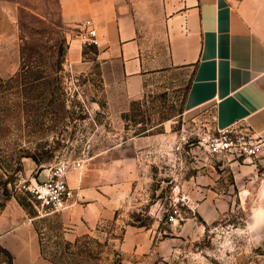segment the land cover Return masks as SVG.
I'll list each match as a JSON object with an SVG mask.
<instances>
[{"label": "rangeland", "instance_id": "374dc122", "mask_svg": "<svg viewBox=\"0 0 264 264\" xmlns=\"http://www.w3.org/2000/svg\"><path fill=\"white\" fill-rule=\"evenodd\" d=\"M232 1L254 10L258 2ZM117 2L131 17L145 62L132 99L120 64L103 65L96 45L81 43V62L69 66L80 29L65 23L59 0H0L17 30L16 44L0 52L3 225L30 223L53 264H123L129 227L176 238L178 254L166 264H264V228H252L264 158L262 149L256 157L244 152V142H259L237 125L223 143L211 107L186 108L193 67L171 65V0ZM263 13L254 19L264 33ZM7 61L17 66L6 68ZM63 159L84 161L89 186L104 189L110 212L72 235L64 212L44 215L27 190ZM0 264H14L1 242Z\"/></svg>", "mask_w": 264, "mask_h": 264}, {"label": "crops", "instance_id": "0c3cea01", "mask_svg": "<svg viewBox=\"0 0 264 264\" xmlns=\"http://www.w3.org/2000/svg\"><path fill=\"white\" fill-rule=\"evenodd\" d=\"M59 2L63 19L72 30L81 31L84 22L92 20L97 28L99 59L103 65L120 64V80L126 86V95L136 98L142 89L145 62L131 17L121 4L117 0ZM171 2L176 5L175 29L170 39L171 65L193 67L186 108L211 107L218 130L243 125L262 145L264 158V33L254 19L264 10V0H258L255 10L247 1ZM14 20L8 6L4 7L0 12V52L16 44ZM82 54L81 41L73 38L69 66L81 62ZM10 62L5 63L6 68L17 66V62ZM88 181L84 167L69 175L68 183L77 193L76 204L64 212L70 224L69 235L94 227L109 216V210L104 208V189L89 186ZM258 194L260 204L252 225L256 231L264 228V178ZM1 220L0 242L13 256L14 264H53L43 257L39 237L30 223L4 226ZM177 241L156 237L151 230L129 227L121 244L123 264H166L178 254Z\"/></svg>", "mask_w": 264, "mask_h": 264}, {"label": "built area", "instance_id": "2783aa9c", "mask_svg": "<svg viewBox=\"0 0 264 264\" xmlns=\"http://www.w3.org/2000/svg\"><path fill=\"white\" fill-rule=\"evenodd\" d=\"M78 38L83 45H97L98 34L97 28L92 20H86L80 31ZM234 128L221 131L223 136L222 142H231L230 135ZM245 139V137H243ZM230 140V142H229ZM246 141V140H244ZM244 152L250 157H256L262 149V145L253 144L250 139L244 142ZM84 167L82 159H63L59 160L54 166H50L43 170L40 177L33 179L27 186L28 192L33 199L40 205L44 215H52L71 209L77 201V193L75 189L70 187L68 178L71 173L77 172ZM45 177V179H41Z\"/></svg>", "mask_w": 264, "mask_h": 264}, {"label": "trees", "instance_id": "16d2710c", "mask_svg": "<svg viewBox=\"0 0 264 264\" xmlns=\"http://www.w3.org/2000/svg\"><path fill=\"white\" fill-rule=\"evenodd\" d=\"M85 45H87V44H85ZM90 46H91V45H90ZM94 47H95V49H96V52H97V50H98V49H97V47H96V46H94ZM134 225H136V224H134ZM141 226H143V225H141Z\"/></svg>", "mask_w": 264, "mask_h": 264}, {"label": "water", "instance_id": "95a60500", "mask_svg": "<svg viewBox=\"0 0 264 264\" xmlns=\"http://www.w3.org/2000/svg\"><path fill=\"white\" fill-rule=\"evenodd\" d=\"M41 179H43V180H44V179H45V177H42Z\"/></svg>", "mask_w": 264, "mask_h": 264}]
</instances>
